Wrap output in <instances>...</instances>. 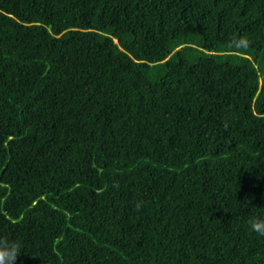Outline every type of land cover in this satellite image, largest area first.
<instances>
[{
  "label": "trees",
  "instance_id": "trees-1",
  "mask_svg": "<svg viewBox=\"0 0 264 264\" xmlns=\"http://www.w3.org/2000/svg\"><path fill=\"white\" fill-rule=\"evenodd\" d=\"M0 264H264V0H0Z\"/></svg>",
  "mask_w": 264,
  "mask_h": 264
}]
</instances>
